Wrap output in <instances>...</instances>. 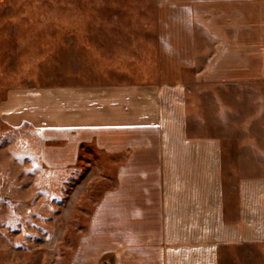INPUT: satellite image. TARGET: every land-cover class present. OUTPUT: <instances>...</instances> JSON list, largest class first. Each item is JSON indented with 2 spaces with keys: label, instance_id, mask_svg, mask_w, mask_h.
Returning <instances> with one entry per match:
<instances>
[{
  "label": "crops",
  "instance_id": "1",
  "mask_svg": "<svg viewBox=\"0 0 264 264\" xmlns=\"http://www.w3.org/2000/svg\"><path fill=\"white\" fill-rule=\"evenodd\" d=\"M161 4L167 10L159 12L151 74L63 85L58 99L52 87L30 88L47 107L45 125L30 124L48 133L60 125L61 163H75L88 148L114 165V185L83 237L85 259L109 253L115 264H221L224 252L264 244V179L240 176L227 187L221 140L203 132L186 84L199 47L224 54L220 67L230 73L217 83L244 81L246 52L264 67V0Z\"/></svg>",
  "mask_w": 264,
  "mask_h": 264
},
{
  "label": "rangeland",
  "instance_id": "2",
  "mask_svg": "<svg viewBox=\"0 0 264 264\" xmlns=\"http://www.w3.org/2000/svg\"><path fill=\"white\" fill-rule=\"evenodd\" d=\"M161 1L0 0V264H115L109 253L85 259L83 239L114 185V165L88 148L61 163V127L30 124L45 125L47 107L29 91L52 87L58 99L63 85L151 74ZM205 49L187 79L188 105H198L203 132L221 140L228 188L240 176L264 179V67L246 52L244 81L217 83L230 70L220 67L223 53ZM209 77L214 83H204ZM221 264H264V244L224 252Z\"/></svg>",
  "mask_w": 264,
  "mask_h": 264
}]
</instances>
